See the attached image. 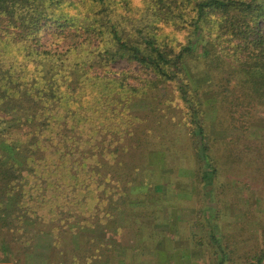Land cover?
<instances>
[{
    "label": "trees",
    "instance_id": "obj_1",
    "mask_svg": "<svg viewBox=\"0 0 264 264\" xmlns=\"http://www.w3.org/2000/svg\"><path fill=\"white\" fill-rule=\"evenodd\" d=\"M184 169L192 177L178 184L154 181ZM233 181L245 196L264 192V0H0L2 253L19 245L36 263L40 234L46 261L61 233L86 238L120 216L149 224L160 187L179 204L200 200L206 264H264V223L228 215L212 230L222 205L245 213ZM106 241H87L86 264L113 248Z\"/></svg>",
    "mask_w": 264,
    "mask_h": 264
},
{
    "label": "rangeland",
    "instance_id": "obj_2",
    "mask_svg": "<svg viewBox=\"0 0 264 264\" xmlns=\"http://www.w3.org/2000/svg\"><path fill=\"white\" fill-rule=\"evenodd\" d=\"M117 70L128 69V63L126 61H121L114 66ZM134 70H137L134 68ZM242 92H239L238 98H241ZM211 97L207 95V98ZM262 111L256 109L255 116L262 117ZM176 117L180 118V113L174 114ZM217 121H219L220 116L215 117ZM237 135H241L240 133H236ZM176 144L178 152L183 155V159L187 161L189 157L193 156L192 148L190 147V140L188 139V134L186 133L185 128L182 126L181 128H176ZM255 138V137H254ZM185 161V162H186ZM245 165L243 166V168ZM190 169L181 170L180 173H175L173 170L167 171H159L154 175V181H161L164 185H172L173 183L178 184L177 181L178 175L183 177L191 178L192 175H189ZM231 174V172H230ZM187 175V176H186ZM170 178V179H168ZM233 187L231 186L230 191H238L240 195L245 196L244 188L239 184V182L234 183ZM185 186L188 187L187 183H182V188L184 193L189 192V188L184 189ZM242 188V189H241ZM242 190V191H241ZM161 194H157V193ZM156 192H152L148 194L147 204L152 203L149 208H147V212H154L153 209L160 210L162 214L160 216L154 217L152 220H148L149 224H144L140 219L139 224L133 221L126 222L124 221V229L121 227L123 231L114 230L115 225L111 226H101L99 230L98 237L103 240H107L109 245L113 248L107 251V253L100 258L103 264H189L191 259H199V264L208 263L205 261V257L200 258L202 254H204L201 250V247H197L195 244L194 237H201V231L203 227L197 223L198 220L196 216V210L201 206V202L197 197H191L188 201L189 203L173 202L175 198H172V191L169 188L164 189L163 193L160 190V187L156 190ZM247 192L245 199L242 200V206L245 208L244 214H236L234 209V204L228 202V206L222 205L223 210L225 209V213L222 212V220H216L212 224V230L214 233L216 232L218 235L222 234L221 231L225 230L224 222L226 221V216H231L232 218L242 219L244 215L248 219L253 220L254 228H258V223H264V192H259L258 189L255 191ZM170 195V197H169ZM210 196H203L204 201L209 199ZM258 197L263 199L262 203L258 205H254L251 210V206L247 207V205L251 204L252 200ZM168 200V201H165ZM251 200V201H250ZM228 201V200H227ZM254 204V203H252ZM180 205V206H179ZM191 208L192 212L190 217L185 212L183 208ZM216 210L217 207H214ZM227 208V209H226ZM163 211H162V210ZM165 213V214H164ZM206 211L202 212V217L206 219ZM209 217L213 218L215 212H211L207 210ZM208 216V215H207ZM122 220V219H121ZM121 220L119 222H121ZM123 221V220H122ZM204 221V220H203ZM118 222V221H117ZM252 223V222H251ZM200 227H199V226ZM41 230L49 231L50 227L45 225L44 227L38 226ZM38 229V230H39ZM135 230L136 236L129 235L127 231ZM92 232L93 230H89ZM105 233V235H104ZM97 233H89L86 235V238H77L75 234L67 231L66 233H61L59 238L53 240L55 245L50 246L49 248V259H47V264H77L76 259L79 264H86V256L90 255L93 252L91 244L87 241H90V238L96 237ZM132 234V232H131ZM2 238H6L9 234L2 232ZM41 240H39V248L36 249V254L42 256L38 258V262L32 261L33 258L29 256H24V253L18 248L19 245H11L9 244L10 252L8 254H4L0 250V264H44L46 263L43 258L48 255L46 249L47 244L51 239L48 236L44 235ZM75 239H78V243L76 244ZM180 243V244H179ZM248 243L252 245L255 244L254 240L249 241ZM136 244V245H134ZM120 245V246H118ZM177 246H180L177 248ZM115 248V249H114ZM92 251V252H91ZM44 256V257H43ZM79 256V259L77 258ZM124 260V262H122ZM249 261H239L236 264L248 263Z\"/></svg>",
    "mask_w": 264,
    "mask_h": 264
},
{
    "label": "crops",
    "instance_id": "obj_3",
    "mask_svg": "<svg viewBox=\"0 0 264 264\" xmlns=\"http://www.w3.org/2000/svg\"><path fill=\"white\" fill-rule=\"evenodd\" d=\"M121 217V218H120ZM120 217H118L117 218V220H115V221H111V222H108L107 224H105V227L108 225V224H110L111 223V225H115V227H114V230H116L117 232L118 231H123V230H121V227L124 229V221H125V218L124 217H122V216H120ZM123 221H122V220ZM121 220V222H119ZM118 221V222H117ZM111 225H108V226H111ZM101 226H104V225H100V227H99V229H98V233H99V230L101 229ZM128 233H129V235H133V233H134V235L136 236V231L135 230H131V229H129V231H127ZM131 232H132V234H131ZM98 233L96 234V235H98ZM89 233H87V235H88ZM92 235H93V233H92ZM104 235H105V233H104ZM133 235V236H134ZM99 239H101V240H103L102 238H100V237H98ZM103 242V241H102ZM103 243H105V242H103ZM180 244V243H179ZM134 245H136V244H134ZM118 246H120V245H118ZM180 246H177V248H179ZM96 262H97V264H103L102 262H99V261H101L100 260V258L99 259H97V260H95ZM46 263L45 264H47V261H45ZM122 262H124V260H122ZM43 264H44V262H42ZM189 264H199V259H191L190 260V263ZM201 264V263H200Z\"/></svg>",
    "mask_w": 264,
    "mask_h": 264
}]
</instances>
